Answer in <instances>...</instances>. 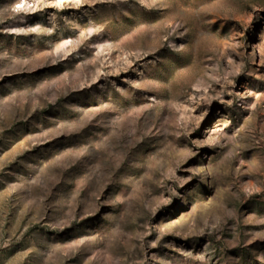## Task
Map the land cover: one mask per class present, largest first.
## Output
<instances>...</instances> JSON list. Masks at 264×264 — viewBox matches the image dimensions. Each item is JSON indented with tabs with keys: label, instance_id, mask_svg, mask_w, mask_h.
I'll return each instance as SVG.
<instances>
[{
	"label": "rangeland",
	"instance_id": "obj_1",
	"mask_svg": "<svg viewBox=\"0 0 264 264\" xmlns=\"http://www.w3.org/2000/svg\"><path fill=\"white\" fill-rule=\"evenodd\" d=\"M0 264H264V0H0Z\"/></svg>",
	"mask_w": 264,
	"mask_h": 264
}]
</instances>
